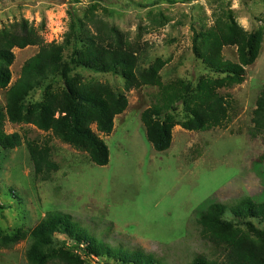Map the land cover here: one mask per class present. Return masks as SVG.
I'll return each mask as SVG.
<instances>
[{
	"label": "rangeland",
	"instance_id": "rangeland-1",
	"mask_svg": "<svg viewBox=\"0 0 264 264\" xmlns=\"http://www.w3.org/2000/svg\"><path fill=\"white\" fill-rule=\"evenodd\" d=\"M0 0V30L28 21L48 44L65 46L69 61L86 33L92 34L89 19L94 16L148 47L145 68L165 63L161 76L166 84L183 80L194 87L201 79H221L194 52L196 38L218 21H235L249 34L264 22V0ZM85 25V27H83ZM197 46L202 49L201 40ZM38 47L15 49L11 84ZM226 60L237 62V49H224ZM71 83L99 82L110 85L128 98L127 110L115 118L110 135L98 133L108 145L110 162L96 166L86 152L61 142L31 124L6 123L8 134L19 133L23 145L13 150L0 147V264H27L28 241L12 247L1 238L32 230L49 213L65 214L74 223L102 241L127 249H143L165 264H190L193 257H213V249L195 228L202 204L209 201L226 207L245 197L264 201V136L253 137V113L264 86V42L256 62L246 69L242 85L223 89L229 100V117L220 127L190 132L181 126L173 130L170 149L159 153L147 138L142 114L156 103L159 88L141 86L127 90L121 75L99 73L78 67ZM65 92L62 82L50 78L33 93L28 104H45L54 93ZM0 105H6V90L0 89ZM85 109L84 105L80 106ZM176 119L184 120L176 106ZM29 142L49 146L60 165L51 182L39 180L27 148ZM236 229L264 246V225L248 217L235 218ZM252 221L257 231L247 222ZM262 232L257 234L254 232ZM85 264H120L107 256L85 255L62 235Z\"/></svg>",
	"mask_w": 264,
	"mask_h": 264
},
{
	"label": "trees",
	"instance_id": "trees-1",
	"mask_svg": "<svg viewBox=\"0 0 264 264\" xmlns=\"http://www.w3.org/2000/svg\"><path fill=\"white\" fill-rule=\"evenodd\" d=\"M173 3L172 0H157ZM92 34L81 38L82 49L75 48L69 57L64 56L65 45L46 43L28 21L16 22L0 30V89L6 90V105H0V147L13 150L24 143L19 133L8 134L6 123L31 124L39 131L49 133L61 142L78 151L86 152L92 163L105 167L110 162L108 145L94 132L110 135L115 127V118L123 114L129 105L125 95L118 94L107 84L99 82L79 83L74 86L70 75L78 67L90 68L99 73L121 75L127 90L141 86L159 88L156 103L142 114L147 138L159 153L170 149L173 130L181 126L190 132L209 131L222 126L228 119L229 100L220 91L242 85L246 69L260 55L264 42V22L259 31L249 34L235 21H218L206 33L196 38L194 52L207 68L221 79H201L194 87L183 80L166 84L161 71V60L154 67L145 68L148 47L131 40L128 34L110 27L92 16L89 19ZM85 27V25L83 26ZM201 40L202 49L197 44ZM38 47V53L23 65L19 79L11 84V67L15 62V49ZM237 49V62L226 60L224 49ZM62 82L65 92L54 93L45 104H28L29 97L40 90L50 79ZM84 105L85 109L80 106ZM181 105L184 120L178 121L174 111ZM252 136H264V86L253 113ZM27 148L39 180L51 182L60 171L49 146L29 142ZM196 217L195 228L199 237L213 249V257H193L190 264H264V246L250 235L241 232L226 219L230 211L235 218L248 217L264 225V201L245 197L238 205L207 202ZM257 231L252 221L246 223ZM262 234V232H254ZM62 235L74 243L85 255L107 256L120 264H165L153 253L143 249H127L113 246L92 235L70 215L49 213L32 232H20L1 238V243L12 247L28 241L27 264H85L66 243L56 240Z\"/></svg>",
	"mask_w": 264,
	"mask_h": 264
}]
</instances>
